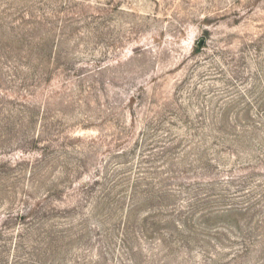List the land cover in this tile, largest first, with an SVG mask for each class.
<instances>
[{
    "label": "rangeland",
    "instance_id": "obj_1",
    "mask_svg": "<svg viewBox=\"0 0 264 264\" xmlns=\"http://www.w3.org/2000/svg\"><path fill=\"white\" fill-rule=\"evenodd\" d=\"M0 264H264V0H0Z\"/></svg>",
    "mask_w": 264,
    "mask_h": 264
}]
</instances>
